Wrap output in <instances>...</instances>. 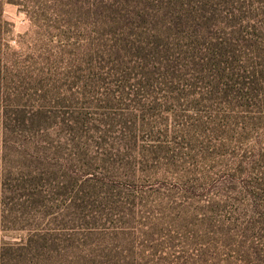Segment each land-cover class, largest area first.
I'll list each match as a JSON object with an SVG mask.
<instances>
[{"label":"rangeland","instance_id":"374dc122","mask_svg":"<svg viewBox=\"0 0 264 264\" xmlns=\"http://www.w3.org/2000/svg\"><path fill=\"white\" fill-rule=\"evenodd\" d=\"M0 264H264V0H0Z\"/></svg>","mask_w":264,"mask_h":264},{"label":"trees","instance_id":"16d2710c","mask_svg":"<svg viewBox=\"0 0 264 264\" xmlns=\"http://www.w3.org/2000/svg\"><path fill=\"white\" fill-rule=\"evenodd\" d=\"M255 45H256V43H255Z\"/></svg>","mask_w":264,"mask_h":264}]
</instances>
